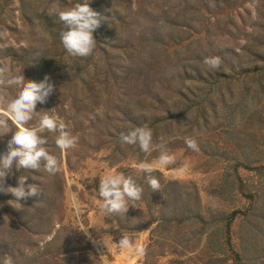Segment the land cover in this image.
I'll return each mask as SVG.
<instances>
[{
	"label": "rangeland",
	"instance_id": "obj_1",
	"mask_svg": "<svg viewBox=\"0 0 264 264\" xmlns=\"http://www.w3.org/2000/svg\"><path fill=\"white\" fill-rule=\"evenodd\" d=\"M23 2L0 0V68L36 82L48 76L54 91L36 110L50 111L79 142L62 152L59 133L41 130L61 170L13 166L0 180L15 187L28 175L41 190L20 204L0 190V256L15 264H264V0H88L104 25L87 57L70 56L38 17L77 0H37L36 11ZM211 56L219 69L204 64ZM15 94L0 83V117ZM144 125L153 133L147 153L118 137ZM11 134L0 136V153ZM117 172L144 191L125 216L109 217L99 182ZM169 182L183 186L164 189ZM122 235L132 250L117 246Z\"/></svg>",
	"mask_w": 264,
	"mask_h": 264
},
{
	"label": "clouds",
	"instance_id": "obj_2",
	"mask_svg": "<svg viewBox=\"0 0 264 264\" xmlns=\"http://www.w3.org/2000/svg\"><path fill=\"white\" fill-rule=\"evenodd\" d=\"M55 14L63 25L60 42L64 50L72 57L91 55L97 46L94 32L100 26L103 16L89 6L88 0H77L67 10ZM203 62L213 70L219 69L221 65L219 56L205 57ZM0 76L3 77L0 83L16 89V94L6 104L5 115L0 117V136L12 133L7 141V150L0 153V180L12 171L13 166L17 171L20 169L38 171L43 167L49 175H55L61 170L60 162L46 149L47 138L40 135V131L58 132L55 145L62 152L74 148L79 142V136L66 130L64 123H58L54 116L49 115L50 111H44L43 115H39L40 111L36 110L37 103H45L53 93L54 84L49 82L48 76L36 82L26 79L22 71L10 73L7 68H0ZM37 115L38 124L30 126V122ZM8 117L18 125L15 131L12 130ZM120 140L123 144L139 145L140 150L146 153L153 148V133L147 125L121 133ZM185 142L190 149L199 150L195 139L189 138ZM161 149L159 162L161 165H168L173 157L163 145ZM139 168L146 174L148 186L152 191H159L160 183L152 175V167L141 163ZM28 178V175H20L17 186L3 188L0 185V190L9 189L8 192L15 197L13 201L20 204L21 199L37 196L41 192L39 185L26 183ZM143 191V187L130 175L122 172L108 174L99 182L98 196L102 201L100 211L109 217L125 216L129 207H134V203L141 200ZM116 244L120 249H133V241L127 235H122ZM135 250L140 255L145 252L143 247H137ZM0 264H15V259L5 253L0 256Z\"/></svg>",
	"mask_w": 264,
	"mask_h": 264
},
{
	"label": "trees",
	"instance_id": "obj_3",
	"mask_svg": "<svg viewBox=\"0 0 264 264\" xmlns=\"http://www.w3.org/2000/svg\"><path fill=\"white\" fill-rule=\"evenodd\" d=\"M39 6H38V4H37V0L35 1V0H25V2H23V7H22V9H23V11L27 8L28 9V11H30L31 9H33V10H35L36 11V9L38 8ZM37 13V12H36ZM38 14V13H37ZM34 16V15H33ZM38 17H40V18H42V19H44V21H45V23H46V25H47V28L50 30V32L51 33H53L54 34V36L57 38H59L60 39V33H61V31H63L64 29H62L61 31H58L57 29H58V26H59V24H58V16L55 14V13H51V14H49V13H46V12H44V14L42 15V16H38ZM27 18V17H26ZM103 18V17H102ZM102 23V22H101ZM103 23L101 24V26L100 27H103ZM98 33V28L95 30V32H94V34H97ZM44 56H47L46 54L44 55ZM9 123L10 124H12V127L13 128H17V125L16 124H14L10 119H9ZM118 137H120V135L118 136ZM153 174V173H152ZM169 186H179V187H182L183 185H181L180 183H178V182H169V183H167L165 186H163V188L165 189V188H167V187H169ZM145 201V200H144ZM146 202V201H145ZM146 207L149 209H151V206H149V204L146 202ZM164 222H165V220H164ZM178 222H181L180 220H178Z\"/></svg>",
	"mask_w": 264,
	"mask_h": 264
}]
</instances>
